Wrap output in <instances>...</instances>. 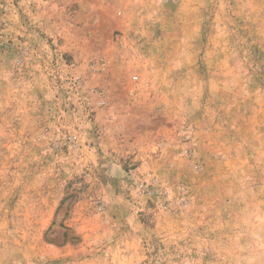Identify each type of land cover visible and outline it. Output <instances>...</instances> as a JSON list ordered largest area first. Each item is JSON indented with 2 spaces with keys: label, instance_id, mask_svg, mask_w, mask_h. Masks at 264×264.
Returning a JSON list of instances; mask_svg holds the SVG:
<instances>
[{
  "label": "rangeland",
  "instance_id": "rangeland-1",
  "mask_svg": "<svg viewBox=\"0 0 264 264\" xmlns=\"http://www.w3.org/2000/svg\"><path fill=\"white\" fill-rule=\"evenodd\" d=\"M0 264H264V0H0Z\"/></svg>",
  "mask_w": 264,
  "mask_h": 264
}]
</instances>
